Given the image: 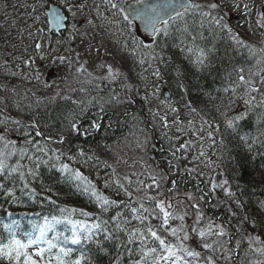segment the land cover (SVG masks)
Instances as JSON below:
<instances>
[{
    "label": "snow or ice",
    "instance_id": "6c2138e0",
    "mask_svg": "<svg viewBox=\"0 0 264 264\" xmlns=\"http://www.w3.org/2000/svg\"><path fill=\"white\" fill-rule=\"evenodd\" d=\"M65 6L73 19L83 16L92 28L97 27L96 21L101 22V27L105 23L123 25L122 31L132 36L131 42L124 43L123 48L140 68L135 76L145 89L143 98L146 101L150 87L159 90L156 82L162 79L160 65L168 63L162 55L163 47L159 52L156 48L160 41L166 44L169 39H175V33L179 34L180 43L174 46L183 54L191 76L181 67L175 68L173 78L180 101L172 102L170 97L161 101L162 105H167L164 115L157 111L153 116H160L164 127H168V113L175 115L173 125L183 124L182 101L183 109L191 117L187 121V132L200 144L186 140L172 156L179 162L177 152L199 147L201 150L193 161H201L197 175L204 179L197 182L194 191L185 190L182 198H173L170 193L175 189L174 181L172 188L162 190L161 178L151 172L131 171L121 176L112 164L95 153L77 147L73 156L71 148L61 147L66 142L70 144L73 135L88 137L99 131L102 127L99 120L94 119L88 128H82L78 116L73 115L65 117L66 125L54 131L31 111L32 105L22 107L14 102L16 116L0 109V201H3L0 208L6 203L36 206L41 211L22 214L35 217L24 229L21 221L4 209L8 221L0 220V264H96L101 255L108 259V264H229L233 255L242 249L246 257L249 254L264 257V240L253 235L258 224L264 227V221L245 208L247 201L240 200L230 180L223 172H218L219 165L212 158L215 152L209 156L203 150L204 141L211 142L210 148L224 147L221 123L214 117L206 118L204 109L197 106L201 96L219 100V105H213L214 111L221 117L224 131L236 141V147L247 153L257 144L264 147V0H260L259 5L256 0H132L131 3L92 0L91 4L87 0L75 3L67 0ZM31 7L33 24H39V0ZM233 12L243 17V24L239 21L235 26L232 24ZM51 15L58 27L65 26L66 16L59 10ZM137 21L151 43L135 40L132 30ZM245 27L247 34L241 31ZM41 31L39 27L35 33L29 31L33 42L25 48L27 55L15 57L20 63L14 67L21 71L6 68V75L39 81V72L33 65L37 59L48 58L42 43L37 42ZM257 33L258 40L249 38ZM78 35L83 33L74 23L68 42ZM221 44L226 45V54L228 50L232 54L227 66L216 64ZM66 51L71 54L73 50ZM54 61L67 62L77 73H87L92 78L88 83L101 80L119 85L120 91L110 90L108 101H95L102 114L106 115V104L132 103V94L140 90L138 83H134L121 67L106 62L96 66L95 71L100 75H94L86 66L88 61L81 62L80 53L57 55ZM25 68L28 74L24 73ZM214 71L213 84L216 86L212 90L215 96L199 83L205 74L212 76ZM2 90L17 94L14 87L7 85ZM194 90L196 96L189 99ZM152 95L155 98V91ZM4 100L7 102L8 97ZM238 101H242V107ZM36 104H40L39 99ZM250 115H255L254 132L244 127ZM176 131L184 133L185 129L177 127ZM84 167L106 170L103 188L97 183L101 179L99 175L95 181L90 179L81 170ZM44 170L58 173L64 183L86 195L95 211L57 204L53 197L58 193L45 184ZM186 171L191 174L197 170L189 168ZM217 189L223 193L222 199L217 200ZM45 202L51 206L47 213L43 211ZM209 202L222 206L226 214L208 217L204 205ZM255 204L257 211L264 215V199L257 198ZM247 264H264V260H248Z\"/></svg>",
    "mask_w": 264,
    "mask_h": 264
},
{
    "label": "trees",
    "instance_id": "16d2710c",
    "mask_svg": "<svg viewBox=\"0 0 264 264\" xmlns=\"http://www.w3.org/2000/svg\"><path fill=\"white\" fill-rule=\"evenodd\" d=\"M7 1V0H4ZM28 1V0H27ZM31 4H29L28 10L32 11V5L36 2L34 0H29ZM48 0H39L40 3V22L39 24L43 25V29H45V20L42 14L43 5L45 6ZM27 9L23 10L26 11ZM118 21V19H117ZM34 24V25H39ZM121 25V24H120ZM118 32L117 30H115ZM122 36L120 33H114L110 36V38H100L99 33L93 36L89 34L88 40L92 43V49H98L101 57L97 60L98 64L104 63L105 61H109V58L106 56L107 53L103 52L101 42L104 41L110 42L105 47L108 48V53L111 52L115 57V64H113L112 59H110V63L113 64L114 67H121L129 76V78L134 82L138 83L135 73L140 71L139 66L134 62L133 57H131L123 48V44L126 41H131L132 36H130L127 31H123ZM133 32V31H132ZM46 34V31H44ZM43 35V34H42ZM117 35L118 38H112ZM175 39H169L165 44L164 41H160L159 46L156 48V51L159 52L160 48L163 47L164 51L162 55L165 57V60L168 62L167 64H161L162 71V85H159V81L156 82L158 86V91L155 88L150 87L148 90V100L146 101L143 97L145 96V89L142 84L138 83L139 92L132 94L133 102L132 103H120L117 104L113 102L112 104H106V115L99 112V107L95 104V101H108L110 99L109 92L112 88H115L116 91H120L119 85H109L106 82H101L98 80V84L94 85L93 83H88L92 87V89L85 87L84 90L76 89L74 94H72L74 100L70 96H66L62 93H57L56 95L50 97V100L41 101L37 106L36 102L33 101L28 103L25 99H23V91L22 92V100L20 101L22 107L27 105H32L31 111L36 112L38 114V118L41 119L42 122L47 123L52 126L53 130L63 127L66 125L65 117H71L73 115L78 116V123L82 128H88L92 120H99L102 127L99 131H94V134L88 137H77L73 135L71 137L73 147V154L76 155L77 147H82L85 151L89 152L93 150L95 146H100L102 150H106L110 148L113 144L118 143L120 140L124 139L135 144V147L138 151L143 154V162L140 166H137L135 171L137 173L145 172L144 169H148L152 174L157 175L158 178L162 180V190L172 188V182H175V189L170 193V196L173 198H182L184 196L185 190L194 191L195 185L198 181L204 179L203 177H199L197 173L200 171V167H196L193 165L191 161V151H187L184 153L177 152L176 156L180 157L179 162L173 158L172 152L179 147L180 144L173 143L172 141H166L163 138L161 120L159 116L154 118L153 111L151 108H148V103L151 101H165L162 97V88L166 87L169 90L171 101L177 102L180 101V95L176 90L174 83V70L177 66L181 67L183 70L189 73L191 76V69L188 66L187 62L183 59V54L179 51L177 47L174 45L180 43L179 34L175 33ZM59 44L65 43V36L61 38V36H53L52 39ZM136 40V39H135ZM137 41V40H136ZM3 42V39L0 38V44ZM33 42V38L31 40L24 41L23 47L31 45ZM37 42H44L46 46H48L49 52H52L53 45L48 42L47 37L42 38L41 34L37 39ZM139 42V41H137ZM8 48L5 50V47L2 48V58L3 61L1 63L3 66H8L9 68H15L14 65L16 63H20V61L11 59L9 54H11L10 48L15 53L14 45L17 44L13 40H8L3 42ZM97 43L100 44L97 45ZM3 44V45H4ZM29 44V45H25ZM117 45V46H116ZM10 47V48H9ZM218 52L216 54V64L220 66H227V61L229 56H231V51L228 50L226 54V45H218ZM1 53V50H0ZM25 53V51H24ZM19 55V54H18ZM23 55V54H22ZM21 55V56H22ZM25 55H27L25 53ZM52 55V54H51ZM49 57V56H48ZM48 61V59H47ZM7 62V63H5ZM49 62V61H48ZM37 66L40 68V72H42L45 68L49 66L64 67V64L57 62L53 65H48L47 62L41 61V65L37 62ZM68 64V63H67ZM71 71L76 72L74 66L69 65ZM155 66V65H154ZM88 68V67H87ZM77 73V72H76ZM216 75L214 71L212 76H208L205 74L199 81L202 84L206 91L212 92V95L215 96L216 93L212 90L216 85L213 84V77ZM79 79L84 83V79L86 81L90 80L87 73L81 74L78 73ZM89 77V78H88ZM7 82L2 81V85L11 86V83H15V80L11 76V78H6ZM92 79V78H91ZM191 82V80H189ZM219 81H217V84ZM85 84V83H84ZM99 85V87H97ZM91 90V92H89ZM155 91V98L152 95V92ZM17 94H13L12 100L17 99L20 96V93L16 91ZM87 95L88 100L81 99L78 97L80 94ZM123 95V94H122ZM64 96V97H63ZM196 96L195 90L192 93V96L189 99H192ZM2 98L4 99V95L2 94ZM102 98V100H101ZM28 99H33L31 95L28 96ZM79 100L78 101H76ZM198 107L204 109L206 114V118H215L217 122L221 123V130L224 133V147L213 148L216 150V155L213 156V159L216 161V164L219 165L218 172H223L224 176L230 180L232 185V190L237 192L238 198L242 201H247L245 204V208L250 210L252 215L256 216L259 220L264 221V215L260 214L256 209V199H264V147H260L259 144L254 146V150L251 153L245 152L242 148L236 147V141L232 139L226 131L223 129V124L221 117L219 114L215 113L213 105H219L221 102L219 100H210L206 96H201L199 98ZM75 102V103H74ZM227 103V99L224 101ZM14 103V102H13ZM13 103L10 104L5 102L4 107L11 114L17 115L16 109L13 107ZM240 107L243 106L242 101L237 102ZM181 113H187L186 109L182 107V101L180 102ZM84 109L81 112V109ZM120 113L119 110H122ZM25 111H27L25 107ZM196 119L199 120L197 117ZM245 130H255V115H250V118L244 123ZM219 140L220 137L218 136ZM108 147L105 148L104 146ZM183 157H187L184 159ZM202 167V165H201ZM196 168V172L189 174L186 169ZM90 179H94L99 175L101 179L105 176V169H95L88 168L87 171L83 170ZM95 171L96 175L93 174ZM207 173V169H205ZM221 179L223 177H220ZM43 179L46 185L53 187L54 192L58 193L57 196H54L53 199H56L57 204L61 206H69L82 208L87 211H95L94 207L90 204L89 199L86 195L80 194L74 186L70 184L64 183L58 173L52 172L49 173L47 170L43 172ZM60 182H57V181ZM98 185L103 188V180H99L97 182ZM217 200L223 198V193L217 191ZM27 203V201H25ZM3 203V201H0ZM51 206L47 205L45 202V208L43 209L44 213H47ZM4 209H7L10 212L26 209L29 211H41L39 207L31 206L22 207V206H11L4 203L3 208H0V220H4L7 216V213ZM204 211L208 217H223L226 213L222 206H213L212 202L204 205ZM256 235H259L262 240H264V227L261 225H257L255 231L253 232ZM246 248V245L244 246ZM239 256L235 260V264H247L248 260L254 261L256 256L254 254H249L247 257L245 256V251L239 250ZM96 264H108V259L104 256H99L96 260ZM229 264H233L231 261Z\"/></svg>",
    "mask_w": 264,
    "mask_h": 264
},
{
    "label": "rangeland",
    "instance_id": "374dc122",
    "mask_svg": "<svg viewBox=\"0 0 264 264\" xmlns=\"http://www.w3.org/2000/svg\"><path fill=\"white\" fill-rule=\"evenodd\" d=\"M36 0H34L33 2H35ZM56 1L59 5H61L68 13V18H69V22L67 24V31L65 33V43L59 44L58 42H56L53 39L50 40V43L53 45L52 48V52H49L48 46H46V44L44 42L42 43V47L43 49L48 53V58H46L45 60H43L44 62H47L48 65H53L59 61H54L55 56L57 55H72L74 56L75 53H80V60L81 62H83L84 60L88 61V64L86 65L88 67V70H90L91 72L94 73V75H100L99 72H96V66L99 65L97 62V59H99L101 57V54L98 53V51L96 49H92V43L94 42H89L88 37L89 34L92 35L94 32L99 33L100 34V38H110V36L114 33H120V35L122 36V34L124 33L122 31L123 25H120L119 23L116 24H107L105 23L103 27L99 26L100 25V21H96L97 27L92 28L89 27L86 23V21L84 20L83 16L78 15L75 19L72 18V15L70 12H68L66 5L67 0H53ZM71 2L75 3L76 0H71ZM87 2L89 4L92 3V0H87ZM127 3H131L132 0H126ZM257 5H259L260 0H256ZM29 4H31V2L28 0H0V38L3 39V42L10 40H13L15 43L14 45V49L16 50L15 53L12 50V48H10L11 54H9L11 59H14L13 57L16 56H21L23 54V56H26L24 51L25 48L23 47V42L24 41H29L32 39V37H30L28 35L29 31L35 33L36 32V28L39 27L40 29H42V31L40 32L41 37L42 38H46V34H44V31H46L45 29H43V25L39 24V25H34L33 24V20H32V16H33V12L28 10ZM44 7V5H43ZM27 9L26 11L23 12V10ZM46 21H47V17L45 15ZM119 21V18H117ZM239 21V23L243 24L244 23V19L243 17H241L238 13L233 12L232 13V24L235 26L237 24V22ZM48 22V21H47ZM253 26L255 25V20L253 18ZM45 23V22H44ZM76 24L77 28L79 29L80 33H83V35H78L75 37V39H73L70 43L68 42V36L69 34L72 32V25ZM46 26V25H45ZM115 30H117L118 32H116ZM242 32H244L245 34L248 33L247 28H242L241 29ZM43 34V35H42ZM95 34H93L94 36ZM114 38H118L117 35H115L112 38V41H114ZM249 38L253 41L258 40L259 37V33H257L256 35H250ZM0 44V109H5L4 107V99L2 98V94L5 97H8L7 102L10 104L11 102H19L22 100V92L20 90H22L23 93V99H25L28 103H31L33 101H37V99L41 101H48L50 100V97L56 95L57 93H62L66 96H70L72 97V99L74 100L72 94H74L75 90L77 89H85V87H88L90 89H92V87L90 86V84H88V82L84 79V83H82V81L79 79L78 73L71 71V69L69 68L67 62L64 63V67H53V66H49L47 68H45L42 72H40V68L37 66V62L39 63V65H41V60H36V64L33 65V68H36L39 72V76L40 79L39 81L35 80V79H25L24 77L18 75L16 77H13V79L15 80V83H11L12 85L9 86V88H15V90L17 92L20 93V96L17 99H13V93L11 91L5 92L2 90L3 86L2 85V81L7 82L6 78H11V75H6L5 74V69H10L11 71H17L20 72V69H16V68H9L8 66H3V64L1 63V61H3L2 55V48L5 47V50L8 48L4 43ZM101 42L102 48L100 47V49H103L104 53H107L106 56L110 59H112L113 64H115V57L113 56V54L111 52L108 53V48L105 47L107 44H109L110 42L108 41H104V39ZM151 43L150 40H148L146 42V44ZM4 44V45H3ZM26 46L29 44H25ZM97 45L100 46L99 43H97ZM117 46V45H116ZM71 48L73 51L71 54H69L66 50ZM19 54V55H18ZM52 54V55H51ZM35 58V57H34ZM48 59V61H47ZM106 63H108L107 61H105ZM104 62V63H105ZM109 64V63H108ZM112 64V65H113ZM115 66V65H114ZM113 66V67H114ZM50 69H52L50 71ZM25 74H28V69H23ZM50 71V72H49ZM49 73V75H48ZM48 75V76H47ZM81 75V74H80ZM45 78L47 79L45 81ZM89 78V77H88ZM91 79V78H89ZM101 81V80H99ZM102 82V81H101ZM92 83L94 85L98 84V80H92ZM107 83V82H106ZM163 81L160 80L159 81V85H162ZM49 85V86H45V85ZM89 92H91V90H89ZM33 93L35 95H33ZM31 95V97L33 99H28V96ZM64 97V96H63ZM79 100L84 99V100H88L87 95H84L83 93L79 95L78 97ZM79 100L76 99V101L79 102ZM22 103V102H21ZM20 103V104H21ZM148 108H153L156 109V112L159 111L160 115H164V112L166 111L167 105L166 104H161L160 100L157 101H153L151 99V101L148 103ZM7 110V109H6ZM8 111V110H7ZM120 113H122V110H119ZM13 116H16L13 114ZM180 117L183 120V124H177V125H173L172 121L175 118V115L172 113H168L167 119H168V127H164L163 126V122H161L162 125V129H164V131L162 132L163 138L166 141H172L173 143H184L186 140H192L195 144H200V141L196 140V137L193 136L191 133L187 132V121L188 119H190L191 117L188 116V114L185 112H180ZM160 118V116H159ZM197 122H199V120L197 119ZM177 127L180 128H184L185 132L184 133H179L176 131ZM13 136L15 137L16 134L13 133ZM210 141H204L203 142V150L208 154V152H212L213 153V148H210ZM73 143L70 142V144L68 142H66L63 146H61L62 148H71L73 149L76 148L75 146L72 145ZM201 149L199 147H195L190 149L191 151V161L193 163V165H195L197 168L200 167L201 168V161L196 160L193 161V157L195 155H197V153L200 151ZM216 152V151H215ZM95 153L97 155H99L102 159H105L108 161V163L112 164V166L114 168H116L117 173L119 175H124L126 173H129L131 171H135L137 166H140L143 162L145 163V161L143 160V154H141L138 149L135 147V144L133 142L127 141L124 139L120 140L118 143L113 144L112 146H110V148L106 149V150H102L100 148V146H95L93 148V150L90 151V154ZM71 154L73 156H75V154H73V152H71ZM216 155V153H215ZM146 165V163H145ZM74 167H81L80 165H74ZM86 170L87 171V167H84L81 169ZM145 172H150L148 169H144ZM106 171V170H105ZM84 172V171H83ZM142 172V170H141ZM85 173V172H84ZM94 175H96L95 171L93 172ZM85 175H87V173H85ZM103 178V177H102ZM93 179V178H92ZM94 181L96 180V178L93 179ZM103 179H100V181ZM99 182V181H97ZM220 192V190H217ZM29 211V210H28ZM33 211V210H32ZM253 235H256L255 233H253ZM256 256V259L259 260H264V257L262 256H258V255H254ZM254 260V261H255Z\"/></svg>",
    "mask_w": 264,
    "mask_h": 264
},
{
    "label": "water",
    "instance_id": "95a60500",
    "mask_svg": "<svg viewBox=\"0 0 264 264\" xmlns=\"http://www.w3.org/2000/svg\"><path fill=\"white\" fill-rule=\"evenodd\" d=\"M54 10H59V11L62 13L61 8H59V7H57V6L53 5V4H49V5L47 6V9L44 10V14H45L46 17H47V21H48V22H47V26H48V29H49V30L54 29V30L57 32V30H62V29L64 28V26H63V27H58V26L56 25V23L53 21L51 13H52ZM62 14H63V13H62ZM63 15H64V14H63ZM65 21H66V19H65ZM65 21H64V22H65ZM137 23H138V26L140 27V29L144 31L143 26L139 24V21H137ZM144 33H145V32H144Z\"/></svg>",
    "mask_w": 264,
    "mask_h": 264
},
{
    "label": "bare ground",
    "instance_id": "6f19581e",
    "mask_svg": "<svg viewBox=\"0 0 264 264\" xmlns=\"http://www.w3.org/2000/svg\"><path fill=\"white\" fill-rule=\"evenodd\" d=\"M133 35H134V37H135V39H136L137 41H141V40H143L145 43L147 42V41H146L147 39H146L145 37L137 35L136 33H134V31H133ZM126 42H131V41H126Z\"/></svg>",
    "mask_w": 264,
    "mask_h": 264
},
{
    "label": "flooded vegetation",
    "instance_id": "af4514ba",
    "mask_svg": "<svg viewBox=\"0 0 264 264\" xmlns=\"http://www.w3.org/2000/svg\"><path fill=\"white\" fill-rule=\"evenodd\" d=\"M49 1V0H48ZM52 1V0H51ZM66 32V31H65ZM65 32L63 34V36H61V38H63L65 36ZM218 217H221V216H218ZM239 256V252L238 254H235L233 255V260L231 261L233 264H235V260L237 259V257ZM239 264V263H238Z\"/></svg>",
    "mask_w": 264,
    "mask_h": 264
}]
</instances>
